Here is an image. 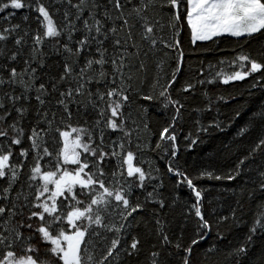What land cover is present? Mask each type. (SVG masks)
<instances>
[{
  "label": "snow or ice",
  "instance_id": "obj_1",
  "mask_svg": "<svg viewBox=\"0 0 264 264\" xmlns=\"http://www.w3.org/2000/svg\"><path fill=\"white\" fill-rule=\"evenodd\" d=\"M186 4L185 19L193 44L222 35L253 37L264 32V0H186ZM183 5L184 0H0V14L7 13L0 16L3 21H11L17 11L27 9L37 13L35 21L38 25L26 54L29 29L22 30L20 23L0 25V181L4 182L0 183V264H139L143 249L140 236L134 234L138 232L134 226L135 214L146 211L149 204H159V210H162L166 202L156 187L148 190L151 173L134 164L136 152L125 147L131 144L133 132L125 125L123 111L131 99L128 93L132 91L130 84L125 87V70L130 67L127 57L135 55L128 51V45L133 41L132 29L139 25L141 40L150 45L159 41L165 47H179V41L166 43L163 37L155 35L156 26L147 13L152 11L158 16H168L170 26L174 28L181 19ZM57 13H62L59 20L54 19ZM29 19L28 14L22 17L24 22ZM117 21H120L119 25ZM121 32L125 33L124 37ZM49 40L57 46L55 52L64 56L63 70L58 78L53 76L38 83L41 79L39 69L46 67L45 53L40 46ZM131 46L136 47V44L133 42ZM183 55L181 52V59ZM20 59L24 66L18 70L13 65ZM229 63L236 65V69L221 70L212 80H199L198 83L211 84L219 78L228 84L256 74L251 87H264V49L256 57L241 50ZM139 67L143 69L144 64ZM179 71L178 60L171 79L165 82L158 96L142 95L146 101L164 97V108L171 106L173 110L169 122L159 131L156 143V148H163L171 158H177L178 126L184 119L185 109V104L170 94ZM126 79L131 81L130 72ZM93 83L104 85L103 90L97 87L95 92L91 91L88 85ZM158 86V81L152 85L153 89ZM194 88L195 84L188 82L182 91L187 93ZM56 96L54 101L50 99ZM79 96H86L84 107L91 105L97 113L92 127L100 129L99 143L91 128L56 126L57 112L51 110V105L54 103L62 108V115L70 118L69 104H79L76 99ZM32 100L38 107L34 121L26 128ZM98 101L103 102V106ZM211 107L209 98L208 108ZM196 123L198 133H208L213 127L221 128L215 120L208 126L199 120ZM256 127L261 129L260 138L247 155L238 160L237 171L258 152L264 154V108L252 114L238 135L244 136L250 128ZM108 130L121 135L106 143ZM53 133H58L61 146L55 153V161L44 165L42 161L53 156L49 148L55 141ZM25 139L28 147L22 146ZM184 139L190 140L189 149L199 142L190 135ZM14 147H19L18 156L24 158L19 163L13 159L16 155ZM30 154L34 163L29 168L27 180L21 182V170ZM109 158L118 160L111 174L104 167ZM168 171L180 178L178 184H186L194 194L195 203L190 210H194L197 218L196 238L184 246L181 231L173 244L165 222L159 217V210L153 208L154 232L161 248L150 251L146 260L147 264H165L161 258L162 250L164 246L173 245L183 252L180 264H191L194 246L212 227L204 211L205 190L197 188L186 170L170 165ZM258 175V187L264 191V170ZM203 178L234 180L236 177L231 174L217 176L205 168L196 179ZM237 203L242 211L243 204ZM208 207L215 212L211 203ZM236 213V209L230 213L233 227H239L242 222ZM229 219V216L217 214L216 223L220 225ZM262 233L264 200L256 203L254 222L240 243L231 246L228 264H251L253 260L255 264H264V242H257ZM128 236H131L130 241Z\"/></svg>",
  "mask_w": 264,
  "mask_h": 264
},
{
  "label": "trees",
  "instance_id": "obj_2",
  "mask_svg": "<svg viewBox=\"0 0 264 264\" xmlns=\"http://www.w3.org/2000/svg\"><path fill=\"white\" fill-rule=\"evenodd\" d=\"M186 8L187 4L184 0L181 19L176 22L174 28L170 26L168 16H158L152 11L147 13L156 26L155 35L163 37L166 43L179 41V47H165L159 41L154 46L150 45L148 42L141 40L139 25L132 29L133 41L129 42L128 45V51L135 55L127 57L130 67L125 70V87L130 84L132 91L128 93L131 99L123 111L125 125L133 132L131 144H126L125 147L136 152L137 159L134 160V164H138L146 172L151 173L152 179L148 190L151 191L153 187H156L166 202V206L162 210H159V204H149L146 211L135 214L134 226L138 229V232L134 234L140 236L143 249L139 257V264H147L146 258L150 251L160 250L161 248L159 238L154 232L153 208L159 210V217L165 222L166 231L173 240V244L177 242L176 238L181 231H183L181 242L184 246H187L191 239L196 238L197 218L194 210H190L191 205L195 203L194 194L186 184L182 186L177 183L180 178L168 171L170 165L186 170L194 179L197 188L205 190L204 211L212 227L208 230L205 238L194 246L190 257L191 264H228V252L231 246L240 243L244 234L254 222L256 203L264 200V191H261L258 187L260 181L258 173L264 170V154L258 152L253 158L247 160L239 171L236 169L238 160L246 156L260 138L261 129L259 127L250 128V131L244 136H239L238 132L246 126L254 112L264 108V87H251L256 79V74L243 81H230L228 84L222 83L219 78L211 84L198 83L199 80H212L215 74L221 70L224 72L235 70L236 65H230L229 62L241 50L250 53L254 57L258 56L260 51L264 49V32L255 34L253 37L222 35L210 41H197L193 44L191 30L185 19L187 15ZM6 14L5 12L0 16ZM25 14L30 16L27 22L22 20ZM36 15L37 13L34 11L30 12L27 9H22L17 11L16 16L11 21L5 22L0 19V25L10 26L11 24L20 23L22 30L24 28L29 29L30 34L27 37L28 44L25 45V54L31 46V36L38 27L35 21ZM61 15L62 13H57L54 19L59 20ZM116 23L119 25L120 21ZM20 34L22 35L23 31ZM120 35L124 37L125 33L121 32ZM133 42L136 47L131 46ZM8 44L11 48V39ZM55 47L57 46L51 40L40 46L45 53L46 67L39 69L41 79L38 83L48 81L49 77L58 78L59 73L63 70L64 56L56 53ZM111 52L112 49L109 47V53L111 54ZM181 52L184 54L182 59L180 58ZM178 60L181 71L176 72L177 79L173 87L170 88V94L173 99H179L181 103L185 104V109L184 119L181 120L178 126L179 150L177 158H171L163 148L157 149L156 143L159 140V131L167 125L173 110L171 106L167 109L164 108V97L146 101L142 99V95L158 96L165 82L171 79ZM221 61L224 63L221 64ZM80 63H83V57H81ZM140 64H144L143 69H140ZM13 66H16L18 70L23 68L22 59ZM129 72L132 76L131 81L126 79ZM157 81L159 86L153 89L152 85ZM188 82L195 84V88L185 93L182 88ZM88 87L95 92L97 87L103 90L104 85L93 83ZM16 91L19 92L20 89L17 88ZM205 92L208 93L207 96L204 95ZM219 97H224V99H219ZM57 98L58 96L50 97L53 101ZM209 98L212 103L210 109L208 108ZM76 99L80 101L79 104H69L72 112L70 118L67 115H62V108L54 103L51 105V110L57 112L56 126L63 128L65 125H71L72 127L91 128L96 142L99 143L100 129L92 127L98 118L96 111L93 110L91 105L84 107L87 104L86 96H79ZM30 103L32 111L28 113L25 121L26 128L34 121L35 109L38 107L34 100ZM98 104L103 106V102L98 101ZM193 109L205 110L193 111ZM237 112L240 113L239 116L236 115ZM61 120L63 123H60ZM197 120L204 126H208L210 122L215 120L221 124V128L216 129L213 127L208 133H198L196 131L198 127ZM145 124L148 125L147 128L144 127ZM52 135L55 136V141L49 144V148L53 156L45 158L42 161L44 165H49L50 161H55V153L61 146L58 133ZM106 135L108 137L107 143L115 141L121 134L108 130ZM189 135L191 139L199 140L191 149L188 148L190 140L184 139L185 136ZM22 146L28 147L26 139ZM19 150V147H14L16 155L13 159L16 163L24 159L18 156ZM33 163L32 154H30L26 159L25 167L21 170V182L27 180L29 168ZM117 164L118 160L109 158L104 167L111 174ZM205 168L214 172L217 176L227 177L231 174L236 178L234 180L226 178L219 180L196 179L200 171ZM109 178H111L110 175ZM0 183L4 182L0 181ZM15 187L18 188L19 185ZM247 193L252 195L249 196ZM137 195H139V192H137ZM141 199L143 198L141 197ZM238 201L243 204L242 211L238 207ZM210 203L215 208V212L208 207ZM233 209L237 210L236 214L242 221L239 227H233V220L230 216ZM217 214L229 216L230 219L226 223L217 225ZM33 223L35 224L36 221H33ZM100 231L102 232L103 229H100ZM25 235H27V231H25ZM127 239L130 241L131 236H128ZM257 242H264V233L257 237ZM16 250L19 254L20 250L18 248ZM252 251L254 255H258L255 250ZM169 253H172V255H169ZM182 256V251L175 249L173 245H167L162 250L161 258L165 261V264H180ZM251 264H255V261L253 260Z\"/></svg>",
  "mask_w": 264,
  "mask_h": 264
},
{
  "label": "rangeland",
  "instance_id": "obj_3",
  "mask_svg": "<svg viewBox=\"0 0 264 264\" xmlns=\"http://www.w3.org/2000/svg\"><path fill=\"white\" fill-rule=\"evenodd\" d=\"M192 40V39H191ZM69 131H70V129H69ZM75 134H73V136H74Z\"/></svg>",
  "mask_w": 264,
  "mask_h": 264
}]
</instances>
